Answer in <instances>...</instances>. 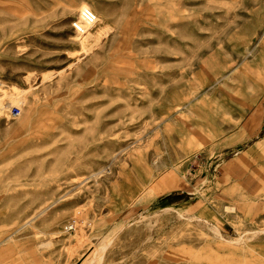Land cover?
<instances>
[{
	"label": "rangeland",
	"instance_id": "obj_1",
	"mask_svg": "<svg viewBox=\"0 0 264 264\" xmlns=\"http://www.w3.org/2000/svg\"><path fill=\"white\" fill-rule=\"evenodd\" d=\"M0 264H264V0H0Z\"/></svg>",
	"mask_w": 264,
	"mask_h": 264
},
{
	"label": "bare ground",
	"instance_id": "obj_2",
	"mask_svg": "<svg viewBox=\"0 0 264 264\" xmlns=\"http://www.w3.org/2000/svg\"><path fill=\"white\" fill-rule=\"evenodd\" d=\"M85 8H89V7H85ZM89 9H91V8H89ZM95 16H96V21H95V23H96L98 21L96 13H95ZM94 24H92V25L88 26L87 28H85V31L83 33H78L77 34V35L80 36V40H81V41H79L80 42V46H81L80 49L84 53H88L89 51H91V48L99 42L102 34L105 31L104 26H98L99 24H96L95 26H93ZM94 28H95V32L93 31ZM48 77H49V74L45 73V78H48ZM21 97L22 96H21V93H20L19 89L12 90L11 91V95H10L9 100H8V103L10 104V107L12 105H14V104L20 106L19 100H20Z\"/></svg>",
	"mask_w": 264,
	"mask_h": 264
},
{
	"label": "built area",
	"instance_id": "obj_3",
	"mask_svg": "<svg viewBox=\"0 0 264 264\" xmlns=\"http://www.w3.org/2000/svg\"><path fill=\"white\" fill-rule=\"evenodd\" d=\"M96 21L95 13L89 8H83L79 12V20H73L71 22L72 29L77 33H83L85 28L94 24ZM11 113L16 115L19 113V108L17 106H13L11 109ZM75 228V221L71 220L64 225V230L66 232L72 231Z\"/></svg>",
	"mask_w": 264,
	"mask_h": 264
}]
</instances>
